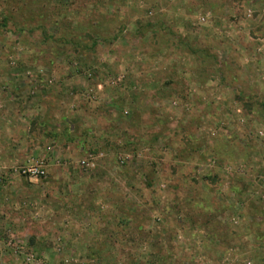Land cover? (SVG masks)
Masks as SVG:
<instances>
[{"label": "rangeland", "instance_id": "rangeland-1", "mask_svg": "<svg viewBox=\"0 0 264 264\" xmlns=\"http://www.w3.org/2000/svg\"><path fill=\"white\" fill-rule=\"evenodd\" d=\"M0 264H264V0H0Z\"/></svg>", "mask_w": 264, "mask_h": 264}, {"label": "built area", "instance_id": "built-area-1", "mask_svg": "<svg viewBox=\"0 0 264 264\" xmlns=\"http://www.w3.org/2000/svg\"><path fill=\"white\" fill-rule=\"evenodd\" d=\"M92 157L85 159L82 161V163L85 164V167L90 169L93 167L94 162L92 161ZM45 160L44 159H36L33 162H30L28 164H26L23 168H22V173H24L25 175H27L30 178H38L41 177L43 175H45ZM25 259L27 261H31L33 259V255L28 253L25 256Z\"/></svg>", "mask_w": 264, "mask_h": 264}, {"label": "crops", "instance_id": "crops-1", "mask_svg": "<svg viewBox=\"0 0 264 264\" xmlns=\"http://www.w3.org/2000/svg\"><path fill=\"white\" fill-rule=\"evenodd\" d=\"M70 181H72V180H70ZM73 182V181H72ZM71 182V183H72ZM55 209L57 210V211H55ZM53 211H55V212H59V209H58V207L56 206L55 208H53L52 209V212L51 213H53ZM39 212V211H38ZM27 244H29L28 242H26ZM46 246V245H45ZM43 248H44V246H43Z\"/></svg>", "mask_w": 264, "mask_h": 264}]
</instances>
